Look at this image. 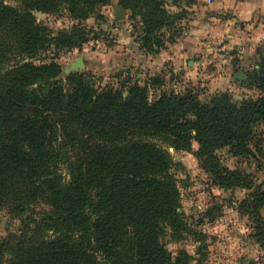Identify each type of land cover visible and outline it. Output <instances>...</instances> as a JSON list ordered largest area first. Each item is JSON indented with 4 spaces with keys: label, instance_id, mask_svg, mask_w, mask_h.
Returning a JSON list of instances; mask_svg holds the SVG:
<instances>
[{
    "label": "trees",
    "instance_id": "obj_1",
    "mask_svg": "<svg viewBox=\"0 0 264 264\" xmlns=\"http://www.w3.org/2000/svg\"><path fill=\"white\" fill-rule=\"evenodd\" d=\"M108 1L19 0L14 7L0 0V209L20 221L19 234L0 242V264H202L184 249L173 255L163 242L199 233L180 211L168 150L188 151L193 141L215 187L251 190L237 209L264 249V183L229 169L216 153L229 147L234 156L251 154L264 126V53L244 72L260 95L238 101L227 92L202 101L190 89L152 98L154 77L140 84L120 73L102 85L89 73L63 76L56 55L33 61L39 52L88 41L78 25L52 34L35 11L65 10L84 21ZM180 2L118 0L141 25L143 52L172 40L159 31L180 18L166 4Z\"/></svg>",
    "mask_w": 264,
    "mask_h": 264
},
{
    "label": "rangeland",
    "instance_id": "obj_2",
    "mask_svg": "<svg viewBox=\"0 0 264 264\" xmlns=\"http://www.w3.org/2000/svg\"><path fill=\"white\" fill-rule=\"evenodd\" d=\"M3 1L14 7L19 5V0ZM211 5L212 1L207 3L205 0H182L176 5L167 3L169 12L180 18L159 31L165 39L172 40L167 41L157 53H145L140 49L141 25L129 17V11L122 9L118 0H109L99 7L97 15L84 21L71 19L65 10L58 14L35 11L36 21L52 34L78 25L87 34L88 41L80 48L39 52L33 61L48 60L56 55L63 76L70 72L89 73L102 85L116 83L115 77L120 73L129 74L140 84L154 77L158 83L151 89L152 98L163 91L182 92L184 89L195 91L202 101L219 92H227L236 101L257 98L260 93L246 84L244 72L256 68L264 47L251 64H241L244 56L242 46L230 39L220 38L193 54L191 58L196 64L191 68L184 66L185 69L175 61L174 45L181 40L193 21L208 15L207 10ZM116 8L122 10L121 19L115 18ZM78 58L82 64H77ZM239 71L245 75L244 78L238 76ZM261 132H264V126L259 125L251 143L250 155L234 156L229 147L216 151L225 166L245 171L254 184L264 183V142L261 141L264 135ZM257 140L258 148L255 145ZM197 147L193 141L188 151L168 148L174 162L172 172L179 186L180 211L192 232L199 233L186 234L177 242L165 237L163 242L167 249L173 255L179 249H184L195 259L203 258L202 264H264V249L249 236L251 221L237 209L251 190L215 187L198 166L194 156ZM262 217L264 219V210ZM19 227L20 221L14 214L0 209V242L11 234H19ZM201 247H204L202 253L198 254L197 250Z\"/></svg>",
    "mask_w": 264,
    "mask_h": 264
},
{
    "label": "crops",
    "instance_id": "obj_3",
    "mask_svg": "<svg viewBox=\"0 0 264 264\" xmlns=\"http://www.w3.org/2000/svg\"><path fill=\"white\" fill-rule=\"evenodd\" d=\"M207 13L193 21L174 45L176 63L191 68L196 64L191 58L194 53L211 41L226 38L242 46L241 64H251L264 47V0H212Z\"/></svg>",
    "mask_w": 264,
    "mask_h": 264
},
{
    "label": "water",
    "instance_id": "obj_4",
    "mask_svg": "<svg viewBox=\"0 0 264 264\" xmlns=\"http://www.w3.org/2000/svg\"><path fill=\"white\" fill-rule=\"evenodd\" d=\"M123 17V13H122V10L120 8H116L115 10V18L116 19H121ZM77 64H82V60L81 59H77ZM238 76L241 77V78H244V74L242 72H237Z\"/></svg>",
    "mask_w": 264,
    "mask_h": 264
},
{
    "label": "built area",
    "instance_id": "obj_5",
    "mask_svg": "<svg viewBox=\"0 0 264 264\" xmlns=\"http://www.w3.org/2000/svg\"><path fill=\"white\" fill-rule=\"evenodd\" d=\"M207 3H210L212 0H205Z\"/></svg>",
    "mask_w": 264,
    "mask_h": 264
}]
</instances>
